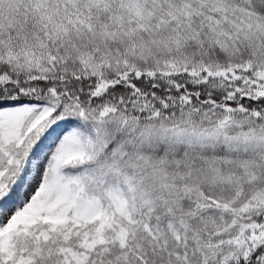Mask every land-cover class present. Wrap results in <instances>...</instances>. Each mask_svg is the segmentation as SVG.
<instances>
[{
	"label": "snow or ice",
	"instance_id": "1",
	"mask_svg": "<svg viewBox=\"0 0 264 264\" xmlns=\"http://www.w3.org/2000/svg\"><path fill=\"white\" fill-rule=\"evenodd\" d=\"M0 264H264V0H0Z\"/></svg>",
	"mask_w": 264,
	"mask_h": 264
}]
</instances>
